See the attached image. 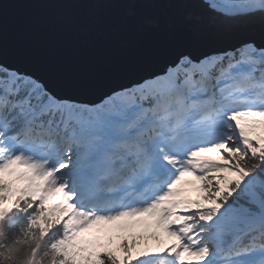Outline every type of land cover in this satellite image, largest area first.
I'll return each mask as SVG.
<instances>
[{
	"label": "snow or ice",
	"instance_id": "obj_1",
	"mask_svg": "<svg viewBox=\"0 0 264 264\" xmlns=\"http://www.w3.org/2000/svg\"><path fill=\"white\" fill-rule=\"evenodd\" d=\"M103 2L261 35L95 104L0 62V222L22 215L26 241L62 224L50 264H264V0Z\"/></svg>",
	"mask_w": 264,
	"mask_h": 264
},
{
	"label": "water",
	"instance_id": "obj_2",
	"mask_svg": "<svg viewBox=\"0 0 264 264\" xmlns=\"http://www.w3.org/2000/svg\"><path fill=\"white\" fill-rule=\"evenodd\" d=\"M0 3V62L61 98L90 104L163 72L181 55L200 58L261 35L250 21L181 24L165 6L129 13L103 0Z\"/></svg>",
	"mask_w": 264,
	"mask_h": 264
},
{
	"label": "clouds",
	"instance_id": "obj_3",
	"mask_svg": "<svg viewBox=\"0 0 264 264\" xmlns=\"http://www.w3.org/2000/svg\"><path fill=\"white\" fill-rule=\"evenodd\" d=\"M0 244V264H50L42 241L24 240L20 229L12 232L9 224L0 226Z\"/></svg>",
	"mask_w": 264,
	"mask_h": 264
},
{
	"label": "trees",
	"instance_id": "obj_4",
	"mask_svg": "<svg viewBox=\"0 0 264 264\" xmlns=\"http://www.w3.org/2000/svg\"><path fill=\"white\" fill-rule=\"evenodd\" d=\"M10 219L6 218L4 221L0 222V226H3L5 224H9L11 226V231L15 232L18 229L22 228L26 221L24 220L22 215H12V213L9 214ZM154 232H156L157 235H159L163 242L165 243L167 241V236L161 235L159 229H153ZM53 233H56L57 236H62L63 234V225H54L50 230L49 233L42 239V244L45 247L46 250H48V245H50L55 237H53ZM51 237V239H50ZM151 238V237H148ZM170 238V237H169ZM172 239V238H171ZM149 241V239H148Z\"/></svg>",
	"mask_w": 264,
	"mask_h": 264
},
{
	"label": "rangeland",
	"instance_id": "obj_5",
	"mask_svg": "<svg viewBox=\"0 0 264 264\" xmlns=\"http://www.w3.org/2000/svg\"><path fill=\"white\" fill-rule=\"evenodd\" d=\"M203 155L205 157H207V158H210V159H219V156H218V154L216 152H207V153H203ZM186 179L191 180L192 178L191 177H187ZM188 187H192V185H188ZM195 194H196L195 192H191L190 193V195H192V196H195ZM148 239H150V238H148ZM149 243L155 245L157 242L155 240H153V239H150Z\"/></svg>",
	"mask_w": 264,
	"mask_h": 264
}]
</instances>
